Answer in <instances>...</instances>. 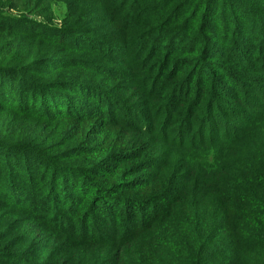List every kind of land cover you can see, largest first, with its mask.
<instances>
[{
  "label": "trees",
  "instance_id": "trees-1",
  "mask_svg": "<svg viewBox=\"0 0 264 264\" xmlns=\"http://www.w3.org/2000/svg\"><path fill=\"white\" fill-rule=\"evenodd\" d=\"M0 46V264H264V0H0Z\"/></svg>",
  "mask_w": 264,
  "mask_h": 264
},
{
  "label": "rangeland",
  "instance_id": "rangeland-1",
  "mask_svg": "<svg viewBox=\"0 0 264 264\" xmlns=\"http://www.w3.org/2000/svg\"><path fill=\"white\" fill-rule=\"evenodd\" d=\"M51 5L53 6V11H54V18L52 20V22L54 23L53 25L55 26H58V27H61L62 25V20H63V15H64V12L66 11V5L65 3L63 2H53L51 3ZM23 12H25L22 8L18 7L17 9H14V8H10V11L9 13L12 14V15H20L22 14ZM26 15H31L33 16L32 18H36L38 21H41V22H44L45 21V17L43 16H36V15H32V14H26ZM10 38V37H9ZM2 46H0V58L1 59H4L5 56L7 55V53H3L2 52ZM10 54H13V53H10ZM257 53H255L256 55ZM254 54H249L247 55V60H251L253 62H256L254 60V57L255 56Z\"/></svg>",
  "mask_w": 264,
  "mask_h": 264
}]
</instances>
